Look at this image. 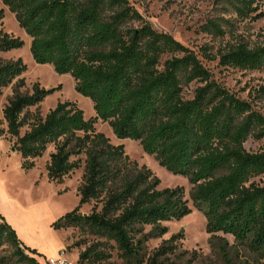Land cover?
Instances as JSON below:
<instances>
[{
	"label": "trees",
	"instance_id": "obj_1",
	"mask_svg": "<svg viewBox=\"0 0 264 264\" xmlns=\"http://www.w3.org/2000/svg\"><path fill=\"white\" fill-rule=\"evenodd\" d=\"M242 17H261L264 0H228ZM19 25L32 38L33 58L49 63L60 74H71L79 93L90 97L96 116L86 119L76 103L59 102L45 117L30 108L54 88L34 84L22 92L27 65L21 58L0 56V94L13 87L3 109L7 133L15 137L13 150L30 170L35 158L50 144L47 174L60 182L81 167L79 204L63 215L56 227L78 228L81 236L70 248H79L77 264H192L179 261L178 235L165 239L152 253L146 251V227L156 237L167 232L164 222L191 212L183 187L159 189L151 169L132 160L123 144H113L96 129L102 119L118 138H131L161 166L192 183L190 199L207 218L206 230L231 234L264 258V185L251 181L264 173V148L251 152L249 137L264 139V115L252 104L212 79L198 54L145 22L129 0H3ZM4 9H0V20ZM204 29L223 34L219 23ZM24 40L0 30V54L20 48ZM170 55L162 61L163 55ZM205 56H216L205 51ZM220 63L240 69L264 68V45L243 43L220 52ZM201 84L193 97L184 86ZM28 129L21 134V129ZM5 130L0 128V136ZM73 157H77L73 159ZM94 202L91 212L84 204ZM151 233V234H152ZM7 243L21 263L39 264L12 226L0 216V245ZM83 247V248H82ZM225 264H233L225 249Z\"/></svg>",
	"mask_w": 264,
	"mask_h": 264
},
{
	"label": "rangeland",
	"instance_id": "obj_2",
	"mask_svg": "<svg viewBox=\"0 0 264 264\" xmlns=\"http://www.w3.org/2000/svg\"><path fill=\"white\" fill-rule=\"evenodd\" d=\"M129 1L144 18V21H133L130 25L139 27L148 22L156 30L171 34L198 54L211 72L212 79L239 98L250 102L256 111L264 115V68L240 69L224 66L219 58L220 52L235 44L243 43L250 48L264 45V15L242 17L228 0ZM1 8L4 9V17L0 20V30L24 40L22 47L0 54L3 59L21 58L26 63L27 70L21 76L25 80V86L21 91L31 92L36 83L43 88H54L51 94L40 104L32 106L30 111L45 117L59 102L70 101L84 111L86 119L95 117L92 99L77 91L72 75L58 73L52 64L36 62L31 51L32 38L19 25L16 15L3 0H0ZM261 11L264 12V2L260 5L259 12ZM209 21L219 23L224 33L220 35L205 30L204 25ZM205 51L216 58L206 57ZM169 56L163 55L162 61ZM200 84V81H194L185 85L184 96L193 97L194 89ZM12 95V85L3 88L0 94V128L5 130V134L0 136V216L12 226L28 249L35 250L34 255L39 264H49V258L59 256L62 251L66 253L70 264H77L80 249L70 248V245L81 236L80 230L72 226L56 227L54 223L79 204L78 187L83 181L85 154L78 156L82 158L81 167L64 176L60 182L50 180L47 174L50 154L55 150L54 144L49 145L43 156L34 159L35 166L32 169L25 170L20 153L13 150L16 138L7 133V122L3 114ZM95 126L113 144H123L132 160L151 169L160 180L159 189L183 187L185 190L191 212L181 219L164 222L163 225L168 230L161 237H156L151 226H147V253H152L165 239L178 235L180 239L177 241V256L174 258L179 261L192 258V264H225L222 252L225 249L233 264H264V258L236 241L231 234L219 232L215 237L207 232L206 216L190 199L193 185L188 177L174 174L161 166L153 155L144 151L139 141L118 138L108 122L97 119ZM27 129V126L23 127L21 134ZM245 147L251 152L260 151L264 148V139L249 137ZM75 158L77 157H73ZM251 181L264 185V173ZM93 204L94 202L84 204L82 212H91ZM0 264L24 263L20 262L14 248L4 243L0 245Z\"/></svg>",
	"mask_w": 264,
	"mask_h": 264
},
{
	"label": "built area",
	"instance_id": "obj_3",
	"mask_svg": "<svg viewBox=\"0 0 264 264\" xmlns=\"http://www.w3.org/2000/svg\"><path fill=\"white\" fill-rule=\"evenodd\" d=\"M49 264H70L69 260L66 259L64 251L60 253L57 257H51L48 260Z\"/></svg>",
	"mask_w": 264,
	"mask_h": 264
},
{
	"label": "crops",
	"instance_id": "obj_4",
	"mask_svg": "<svg viewBox=\"0 0 264 264\" xmlns=\"http://www.w3.org/2000/svg\"><path fill=\"white\" fill-rule=\"evenodd\" d=\"M21 155V154H20ZM22 158V157H21ZM81 210H82V208H81ZM63 252V251H62ZM64 254H65V257H66V253L64 252ZM66 259H67V257H66ZM77 260H78V256H77Z\"/></svg>",
	"mask_w": 264,
	"mask_h": 264
}]
</instances>
